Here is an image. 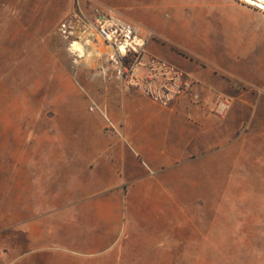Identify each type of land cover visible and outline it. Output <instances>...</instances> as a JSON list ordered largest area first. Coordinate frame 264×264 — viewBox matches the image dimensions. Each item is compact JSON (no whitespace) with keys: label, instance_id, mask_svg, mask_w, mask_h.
<instances>
[{"label":"crops","instance_id":"1","mask_svg":"<svg viewBox=\"0 0 264 264\" xmlns=\"http://www.w3.org/2000/svg\"><path fill=\"white\" fill-rule=\"evenodd\" d=\"M79 3L88 13L97 4L113 8L152 32L148 53L181 68L195 85L163 107L124 87L114 68L104 78L83 74L121 136L81 120L86 100L67 94L62 110L81 120L74 146L85 159L76 174L71 164L68 175L51 182L37 165L35 192H7L21 216L35 217L7 226L3 264H84L133 235L155 237L171 216L209 201L219 206L225 192L246 189L253 157H264V96L247 89L264 83V13L240 0ZM35 4L31 19L59 18L60 0ZM39 5L49 11L36 13ZM72 5L62 21L76 0ZM219 96L231 102L222 118L213 112Z\"/></svg>","mask_w":264,"mask_h":264},{"label":"rangeland","instance_id":"2","mask_svg":"<svg viewBox=\"0 0 264 264\" xmlns=\"http://www.w3.org/2000/svg\"><path fill=\"white\" fill-rule=\"evenodd\" d=\"M36 1L17 0L11 6L0 0V264L7 255V226L35 217L21 216L13 208L18 200L7 199V192H35L37 165L48 182L54 175H68L71 164V174H76L78 159H85L74 146L83 119L103 123L106 133L121 136V127L100 102L101 110H90L93 96L83 74L102 76L103 62L90 68L85 59L75 61L58 29L74 0H60L59 18L50 22L30 18ZM35 9L41 14L49 11L40 5ZM247 89L264 96V83L249 84ZM67 94L86 100L81 120L64 114ZM260 160L264 157H253L257 163L252 165L247 188L225 192L219 206L209 201L189 208L186 214L171 216L157 236L133 235L111 253L84 264H264V162Z\"/></svg>","mask_w":264,"mask_h":264},{"label":"built area","instance_id":"3","mask_svg":"<svg viewBox=\"0 0 264 264\" xmlns=\"http://www.w3.org/2000/svg\"><path fill=\"white\" fill-rule=\"evenodd\" d=\"M59 31L75 61L90 55L97 58L96 61L105 64L102 76L114 68L124 87L140 91L160 106L168 107L180 96L192 94L195 82L190 76L178 66L148 53V41L154 34L113 8L97 4L88 13L76 0L75 12L61 23ZM230 107V100L219 96L213 112L222 118ZM96 109L101 110L92 98L90 110Z\"/></svg>","mask_w":264,"mask_h":264},{"label":"bare ground","instance_id":"4","mask_svg":"<svg viewBox=\"0 0 264 264\" xmlns=\"http://www.w3.org/2000/svg\"><path fill=\"white\" fill-rule=\"evenodd\" d=\"M243 1L247 2L251 6H255V7L259 8V9L264 10V0H243ZM31 56L33 57V55H31ZM85 60H86L87 65L91 68L94 65V63L96 62L97 58L92 57L90 55V57L87 56ZM23 100H25L26 103L31 104L30 100H28L26 98H24Z\"/></svg>","mask_w":264,"mask_h":264}]
</instances>
